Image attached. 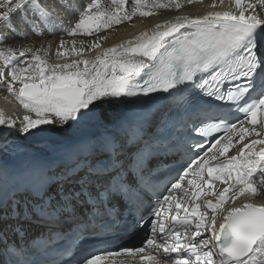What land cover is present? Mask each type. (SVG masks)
<instances>
[{"label": "snow or ice", "instance_id": "1", "mask_svg": "<svg viewBox=\"0 0 264 264\" xmlns=\"http://www.w3.org/2000/svg\"><path fill=\"white\" fill-rule=\"evenodd\" d=\"M112 4L114 10L101 0H0V69H7L0 83L34 114L17 123L0 111V151L9 149L12 133L95 128L22 171L0 164V264H116L121 255L140 264H264V204L224 207L264 193V13H257L264 0L175 16L92 60L50 65L25 43L59 33L90 36L137 13L154 14L141 0L131 13ZM66 43L60 40L58 59L82 56L75 40L70 51ZM29 52L30 61L18 59ZM105 104L124 111L109 118ZM248 137L255 138L244 143ZM236 144L238 153L228 156ZM160 151L183 155L170 169L176 176L164 186L167 194L153 191L152 203L143 191L152 175L146 163ZM201 197L213 199L201 205ZM141 233L139 245L116 243Z\"/></svg>", "mask_w": 264, "mask_h": 264}, {"label": "bare ground", "instance_id": "2", "mask_svg": "<svg viewBox=\"0 0 264 264\" xmlns=\"http://www.w3.org/2000/svg\"><path fill=\"white\" fill-rule=\"evenodd\" d=\"M188 0H141V4L144 5L143 9H150L154 10V14L151 16L142 17L138 13L132 17V19L125 20L123 22H128L125 25H122L120 27L113 28L116 24H113L111 28L112 31L108 32V29H101L99 32L94 33L90 36H68L64 33H59L57 36H51V35H45L42 38H38L41 41H26L25 43L29 46H33V51H35L37 48L40 49V55L42 57H45L47 59L48 64H56V63H65V62H71L72 59H89L92 60L95 58L96 54L103 50L112 48L119 44H125L129 40H133L137 37L141 32H149L151 33L152 29L157 23H162L166 20L173 19L175 16L181 15V16H189V17H196L206 14L208 11L215 10V11H223L226 10L230 5L232 0H224V4L221 5L219 3V0H216L217 7L215 9H212L209 7V5L212 4L213 0H192L191 3L187 2ZM252 2H254L252 0ZM134 0H116V5H120L123 7L126 11H129L130 13L133 11V5ZM155 3H165V4H171L173 7L170 8H160L156 9L153 8L152 5ZM175 3H180L182 6L179 9H176L174 7ZM255 3V2H254ZM259 3V0L256 2ZM101 6L106 9L114 10L115 6L112 4V0H101ZM142 9V10H143ZM234 10V9H233ZM257 13L261 14L264 13V9L257 8ZM122 22V23H123ZM65 40L66 46L65 48L70 51L72 47V41L75 40L76 44L75 46L77 48H83L84 52L82 56H76V55H69L65 58H57L56 56V50L59 47L60 40ZM37 40V39H36ZM99 42L100 43V49H94L92 48L93 43ZM91 49V50H90ZM32 53H26L24 57H18L21 61H30L31 60ZM136 59H139L140 57H135ZM3 62L0 61V64ZM26 66V64L24 65ZM6 70V69H5ZM0 96L1 95H8V96H14L12 93H9L6 91V86L2 85L0 86ZM19 84H16V89L18 90ZM14 102L18 104V106H23L20 104L19 100L14 99ZM116 105H110L107 107V104L102 105L103 111H108L109 108L112 110L109 112L111 114L115 109ZM107 107V108H106ZM114 108V109H113ZM24 109V108H23ZM0 111H2L7 117H11L19 123L23 117L18 118V109H15L11 105L4 103V99L0 98ZM102 111V112H103ZM120 113L119 110H117L115 113L112 114V117H117ZM26 115H34L32 113L25 112ZM108 114V115H109ZM107 115V116H108ZM111 117V116H110ZM90 123L80 125V126H73V127H67L63 131L56 130L52 126H46L50 130L47 134L44 135H38L36 136H18L16 133H12L8 136L9 140V150H15L13 148L14 145H19L20 150L16 152L30 150L32 152H36L39 154L42 158H46L48 156V153L50 150L54 147L55 141L54 137H70L75 138L79 137L81 135L90 134L93 131H91L88 127ZM44 137H49L48 139L50 141H44ZM51 139L53 141L51 142ZM246 140H249V137L246 138ZM237 147V144L235 145ZM239 151V150H238ZM237 151V153H238ZM14 152V151H13ZM223 187V185H222ZM213 199V197H212ZM247 202H253L257 205L264 204V195H257L255 197L248 196V197H240L235 205H233L231 202L228 204H225V208H229L232 206H239ZM223 215H226V213H223ZM221 222V214L218 213L217 218V226L216 230L219 229V223ZM37 230L33 229L32 234L36 232Z\"/></svg>", "mask_w": 264, "mask_h": 264}, {"label": "rangeland", "instance_id": "3", "mask_svg": "<svg viewBox=\"0 0 264 264\" xmlns=\"http://www.w3.org/2000/svg\"><path fill=\"white\" fill-rule=\"evenodd\" d=\"M187 2H189V0H188ZM143 10H144V11H152V12H154V10H150V9H143ZM127 23H128V22H123V23H120V24H116L113 28H115V27H120V26L125 25V24H127ZM113 28H109V29H108V32H111ZM37 41H41V40H39V39L35 40V42H37ZM41 42H43V40H42ZM0 65H2V64H0ZM0 70H3V71H5V72H7V69H6V70H5V69H0ZM1 84H2V83H1ZM2 85L6 86L5 84H2ZM12 97L16 98L15 96H12ZM16 100H17V99H16ZM109 106H110V105H108L107 107H109ZM107 107H106V108H107ZM115 107H116V109H120L122 106H120V105H116ZM113 109H114V108H113ZM116 109H115V110H116ZM111 111H112V110L109 108L108 111H103V113L107 116V115L109 114V112H111ZM112 114H113V113L109 114L108 117H109V118H113V117H112ZM110 116H111V117H110ZM90 125H91V123L88 125V126H89L88 128H89L90 130H92V131H95V128L93 127V125H91V126H90ZM36 137H37V136H36ZM44 138H46V139H44V141H50V140L48 139L49 137H44ZM58 138H60V137H59V136H55V137H54V141L57 140ZM52 141H53V139H51V142H52ZM13 151H14V152H13ZM13 151L8 149V150H3L2 152H3V153L10 154V155H16V154L20 153V152H16L15 150H13ZM21 152H22V151H21ZM261 194H264V193H261Z\"/></svg>", "mask_w": 264, "mask_h": 264}]
</instances>
